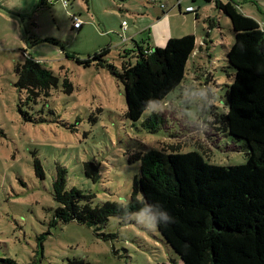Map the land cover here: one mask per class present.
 Wrapping results in <instances>:
<instances>
[{
    "label": "rangeland",
    "instance_id": "rangeland-1",
    "mask_svg": "<svg viewBox=\"0 0 264 264\" xmlns=\"http://www.w3.org/2000/svg\"><path fill=\"white\" fill-rule=\"evenodd\" d=\"M38 1L0 0V258L12 264H182L158 230L134 222L110 216L98 229L75 221L53 223L55 166L65 169L67 188L90 192L92 203L100 204L129 200L139 171L133 155L146 150L197 151L207 163L225 168L244 163L245 142L217 128L215 121L226 110L225 90L233 73L226 59L233 31L215 2L236 4L264 32V0H180L182 8L189 4L196 10L181 16L171 0ZM119 3L134 8L162 4L172 26L180 25L197 38L184 78L159 102L163 111L155 130L143 124L149 117L145 112L136 121L126 118L124 89L116 76L74 59L116 42ZM135 12H122L132 25L142 13ZM70 13L83 22L80 33L71 28ZM201 40L207 48L199 45ZM27 58L57 77L49 94L35 101H27L25 90L16 84L15 67ZM103 58L120 67L117 51ZM193 82L219 89L211 110L214 122L205 134L194 131L175 110L182 86ZM32 154L42 164V178L33 172ZM85 162L97 165L96 180L85 176Z\"/></svg>",
    "mask_w": 264,
    "mask_h": 264
},
{
    "label": "trees",
    "instance_id": "trees-1",
    "mask_svg": "<svg viewBox=\"0 0 264 264\" xmlns=\"http://www.w3.org/2000/svg\"><path fill=\"white\" fill-rule=\"evenodd\" d=\"M215 3L233 31L226 52L232 80L225 90L226 110L216 114L215 121L217 128L245 142L246 161L225 168L207 163L197 151L139 152L133 155L139 159V171L133 177L129 201L135 209L143 196L169 213L172 222L161 224L158 232L182 264H264V32L231 1ZM195 11L192 7L184 13ZM194 47L190 33L171 37L151 51L139 50L136 62H123L119 68L103 58L107 48L74 59L83 66L94 63L116 76L124 89L125 116L136 121L147 102H160L180 84ZM15 71L16 84L25 90L27 101L48 95L57 83L49 68L31 58ZM160 117L151 115L143 124L155 130ZM32 157L33 172L42 178V164ZM82 168L92 180L99 177L97 165L85 162ZM55 170L53 223L75 221L98 229L110 216L122 219L118 201L93 204L92 193L66 187L62 166L56 164ZM0 261L12 264L8 258ZM68 264L88 263L68 260Z\"/></svg>",
    "mask_w": 264,
    "mask_h": 264
},
{
    "label": "clouds",
    "instance_id": "clouds-1",
    "mask_svg": "<svg viewBox=\"0 0 264 264\" xmlns=\"http://www.w3.org/2000/svg\"><path fill=\"white\" fill-rule=\"evenodd\" d=\"M218 94L219 89L214 86H200L195 82L185 84L176 97L175 110L194 131L205 134L210 131L214 122L211 110L219 98ZM161 111L163 109L156 100L147 102L144 108L146 116L159 114ZM118 204L122 219L134 222L148 231H156L161 224H169L173 220L159 204L151 203L143 196L140 197L139 207L135 209L126 197H121Z\"/></svg>",
    "mask_w": 264,
    "mask_h": 264
},
{
    "label": "crops",
    "instance_id": "crops-1",
    "mask_svg": "<svg viewBox=\"0 0 264 264\" xmlns=\"http://www.w3.org/2000/svg\"><path fill=\"white\" fill-rule=\"evenodd\" d=\"M171 1L173 2V4H176L177 0H171ZM85 2H87V0H85ZM182 3L183 2L180 1L179 5L177 4L176 6L180 16L184 15L185 14L184 12H186L185 8L190 6L189 4H185L184 8H182L183 6ZM117 5L119 6V13L121 18L119 21L120 32L117 31L118 33L117 32L114 33L115 36H117V40L115 43H113V45H111V43L106 44L102 47L100 46L95 51L100 50L102 48H107L108 50L107 53H111L114 50L117 51V55L119 59H121L120 65L123 62L124 63L136 62L138 60L139 50L151 51L153 48L157 46H163L165 42L171 37H178L184 34H190L186 30H184V28H182L180 25H175V26L171 25L172 22H170V17L166 12L165 6H161L162 4L160 5L158 4V6L157 5L144 6L143 8L129 7L127 6V4L124 3H119ZM135 11H142V13L141 15H138L137 18H135L134 24L132 25L130 24L131 23L130 18L122 12L136 14ZM122 21L126 22L125 26L122 25ZM158 22L161 23L159 24ZM82 27H83V22L81 26L78 28H73L71 25V28L79 33L82 31ZM136 36H138L139 41L137 40ZM194 37H195V47H194L195 50L198 42L195 35ZM205 44H206L205 48H207L208 43L206 42V40H201V44L199 45L203 47L202 45ZM112 46L114 50L109 51ZM200 46L199 49L201 48ZM86 53H88V55H91L90 52H86Z\"/></svg>",
    "mask_w": 264,
    "mask_h": 264
},
{
    "label": "built area",
    "instance_id": "built-area-1",
    "mask_svg": "<svg viewBox=\"0 0 264 264\" xmlns=\"http://www.w3.org/2000/svg\"><path fill=\"white\" fill-rule=\"evenodd\" d=\"M47 1H52V0H47ZM63 3H64V5H67V1H66V0H63ZM179 3H180V0H177V1H176V5H177V4L179 5ZM161 6H163V5H161ZM185 10H186V11H190V10H192V7H191V6H188V7L185 8ZM70 16H71V19H72V27H73V28H78V27H80L81 24H82V22H81V20L77 17V15L74 14V13H70ZM122 25L125 26V25H126V22H125V21H122Z\"/></svg>",
    "mask_w": 264,
    "mask_h": 264
}]
</instances>
